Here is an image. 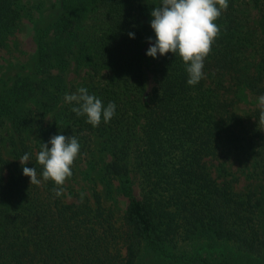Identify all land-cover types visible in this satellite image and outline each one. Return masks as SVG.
Segmentation results:
<instances>
[{
  "label": "trees",
  "instance_id": "obj_1",
  "mask_svg": "<svg viewBox=\"0 0 264 264\" xmlns=\"http://www.w3.org/2000/svg\"><path fill=\"white\" fill-rule=\"evenodd\" d=\"M15 1L0 0V46L19 18ZM145 6L64 0L55 27L38 37L31 73L0 78V139L14 158L28 159L10 161L0 149V264H143L147 249L160 256L155 264H264V188L239 192L208 166L221 160L225 174L223 162L244 150L264 177V102L247 124L220 91L223 78L207 82V74H226L264 97V0H180L181 24L165 34L149 101ZM250 8L258 12L255 27L248 25ZM72 60L92 72L78 96L68 94L65 80ZM96 139L110 156L105 171L128 195L119 225L96 191L93 203L62 199L63 176L73 170L70 149ZM134 181L140 196L132 193ZM202 233L232 242L235 255L165 250Z\"/></svg>",
  "mask_w": 264,
  "mask_h": 264
},
{
  "label": "rangeland",
  "instance_id": "obj_2",
  "mask_svg": "<svg viewBox=\"0 0 264 264\" xmlns=\"http://www.w3.org/2000/svg\"><path fill=\"white\" fill-rule=\"evenodd\" d=\"M146 2L145 12L142 15L140 28L144 35L142 46V59L145 75V99L150 100L152 86L155 82L157 68L161 65L162 49L165 34L178 28L181 24L180 0H144ZM19 7V18L14 31L6 38L5 43L0 46V78L12 77L18 73H31L38 58V37L48 26L55 27L54 20L58 17L64 0H16ZM248 15V25L255 27L257 24L258 12L250 8ZM53 30V29H51ZM48 33V37L52 33ZM259 35L262 29H258ZM250 52L249 48L246 52ZM254 53V54H253ZM248 54L250 63L257 59V52ZM251 65V69H252ZM91 70L83 65H78L72 60L66 67L65 80L67 82L68 94L78 96L84 85L89 81ZM106 73L99 74L104 77ZM96 77V78H98ZM223 78V96L232 102V107L245 115L247 124L251 122V113L255 108L262 105L264 97L253 92L242 83L234 84L229 75L217 74L210 76L207 74V82L215 84V80ZM62 103L51 108L45 114V121H51L52 117L59 110ZM9 129L5 137L9 135ZM36 141V136L29 134L26 142L32 147ZM99 140L90 143L89 147L81 148L80 144H75L70 149L73 170L69 174H64L62 183V199L66 202H76L78 200H89L93 203L94 192L101 196L105 207L110 208L116 224L123 223V216L128 201V195L121 189L120 178L116 175L108 174L105 163L110 159L109 154L99 149ZM11 145L7 139H0V149L5 158L10 161L18 160L22 163L28 162L27 158H14ZM218 159H210L208 166L213 175H219L221 179H229L235 190L239 192L253 191L259 195L264 188V177L258 168L253 165V159L249 158L244 150L235 152L223 162L226 167L224 174L220 168ZM38 183H43V179L35 174ZM140 188L137 181L132 184V193L140 196ZM166 252L171 254H185L187 256H200L210 259H218L225 255H235L234 244L232 242L219 241L207 234H196L192 238L178 242L177 245L169 244ZM170 258L166 253H163ZM160 256L154 251L150 254V249L145 250L143 264H155Z\"/></svg>",
  "mask_w": 264,
  "mask_h": 264
}]
</instances>
